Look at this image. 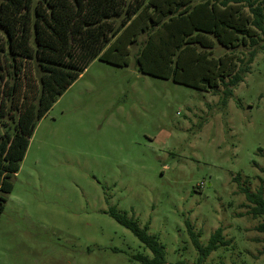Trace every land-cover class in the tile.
<instances>
[{
	"label": "rangeland",
	"instance_id": "obj_1",
	"mask_svg": "<svg viewBox=\"0 0 264 264\" xmlns=\"http://www.w3.org/2000/svg\"><path fill=\"white\" fill-rule=\"evenodd\" d=\"M253 49L217 44L212 55L247 60ZM256 49L226 107L223 87L139 73L138 47L127 67L93 61L37 123L0 217V264L152 259L112 209L148 226L164 264H199L188 222L204 247L218 229L231 242L200 264H264V216L242 192L264 191V39Z\"/></svg>",
	"mask_w": 264,
	"mask_h": 264
},
{
	"label": "trees",
	"instance_id": "obj_2",
	"mask_svg": "<svg viewBox=\"0 0 264 264\" xmlns=\"http://www.w3.org/2000/svg\"><path fill=\"white\" fill-rule=\"evenodd\" d=\"M0 27L6 34L0 41L1 217L38 121L93 61L127 67L138 47L139 73L214 95L223 87L226 107L264 39V0H2ZM217 44L254 49L247 60L215 58ZM242 192L249 213L264 216L263 189ZM110 215L152 252V259L137 255L140 264L165 263V249L148 226L116 209ZM187 225L199 264L231 243L218 229L204 247ZM258 229L264 232V223Z\"/></svg>",
	"mask_w": 264,
	"mask_h": 264
}]
</instances>
